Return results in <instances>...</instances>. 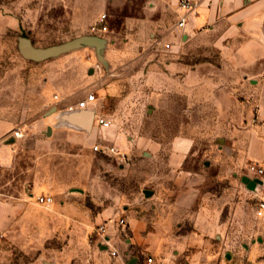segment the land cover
Returning <instances> with one entry per match:
<instances>
[{"label": "rangeland", "instance_id": "rangeland-1", "mask_svg": "<svg viewBox=\"0 0 264 264\" xmlns=\"http://www.w3.org/2000/svg\"><path fill=\"white\" fill-rule=\"evenodd\" d=\"M180 2L0 0V146L11 148L14 158L10 170L0 163V264H131L137 254L155 258L148 249L134 250L132 233L114 221L131 222V213L145 219L143 206L151 199L145 192L174 183L167 160L178 140L187 142L192 170L204 174L200 181L217 198L221 223L206 236L215 247H258L261 254L251 264H264V176L250 174L253 162L243 158L233 137L244 124L240 97L226 95L224 87L218 104L210 95L201 104L194 81H164L163 62L175 56L166 44L175 43ZM84 35L106 39L102 59L93 47L43 62L19 50L22 37L45 48ZM203 89L210 94L211 82ZM90 93L97 98L91 132L56 127L53 118L76 109ZM55 106L57 114H50ZM97 116L112 127L100 128ZM18 130L23 134L16 138ZM96 145L116 146L118 152L103 154ZM18 171L27 173L28 209L9 225L4 185ZM246 176L259 180L254 188L243 182ZM35 177L52 182V193L33 194ZM40 195L53 202L40 203ZM102 225L107 231L101 234ZM172 227L186 234L196 226Z\"/></svg>", "mask_w": 264, "mask_h": 264}, {"label": "crops", "instance_id": "crops-1", "mask_svg": "<svg viewBox=\"0 0 264 264\" xmlns=\"http://www.w3.org/2000/svg\"><path fill=\"white\" fill-rule=\"evenodd\" d=\"M163 1L170 4L178 0ZM195 2L196 9L189 15L186 26L179 28L176 23L172 27L175 56L163 62L164 81H194V95L200 99L201 104L203 97L208 95L212 102L215 98L218 104L219 91L225 90L224 87L227 88L226 95L239 96V107L245 115L240 118L244 122L242 128H235L233 132V137H237L235 147L241 148L245 160L262 164L264 0ZM208 81L211 82L210 94L203 89V84ZM77 139L81 140L83 136ZM186 143L183 140L176 141L168 155V166L175 179L174 183L151 190L152 194L147 196L151 199L143 206L146 209L145 219L131 213V222L128 220L124 227L132 233L134 250L143 254V249H148L155 256H152L154 264H251L261 254L258 247H215L213 239L209 238L211 236H206L212 235L211 226L221 223L218 202L200 181L204 180V174L192 170L191 156L185 151ZM10 152L11 148L0 146V163L4 169L10 170L14 165ZM25 172L18 171L4 185L8 192V201L3 207L4 219L9 225L20 219L28 209L25 201ZM53 186L52 182L35 177L31 184L32 193H52ZM111 208L113 210L110 214H115V209ZM105 211L100 213V217ZM149 225L156 227L151 229ZM184 225L196 227L186 234H178L172 227ZM144 226H147L146 232ZM221 240L224 242L226 238ZM134 259V264H149L147 257L139 254L132 261Z\"/></svg>", "mask_w": 264, "mask_h": 264}, {"label": "water", "instance_id": "water-1", "mask_svg": "<svg viewBox=\"0 0 264 264\" xmlns=\"http://www.w3.org/2000/svg\"><path fill=\"white\" fill-rule=\"evenodd\" d=\"M106 45V39L93 35L80 36L73 40L45 48L36 47L29 38L22 37L19 39V50L22 56L35 62H43L49 59L58 58L83 47L96 48L99 57L102 59ZM57 110L58 107L55 106L50 110L49 113L54 114L57 112ZM94 117V108L85 110L66 109L61 111L54 120L57 127H69L74 130L89 133L93 127ZM51 130L52 128H49V131ZM258 181L259 180H252L247 176L243 177V182L248 184L249 188H254ZM145 193L146 196H150L152 194V192L148 190ZM135 261L136 259H134L131 264H134Z\"/></svg>", "mask_w": 264, "mask_h": 264}, {"label": "built area", "instance_id": "built-area-1", "mask_svg": "<svg viewBox=\"0 0 264 264\" xmlns=\"http://www.w3.org/2000/svg\"><path fill=\"white\" fill-rule=\"evenodd\" d=\"M196 9V2L195 0H181L179 10L181 13L179 14V20L177 23V27L179 28H184L186 24L188 23L189 15L194 12ZM105 20V17L101 19V23H103ZM101 28V27H100ZM107 27L104 26L102 29L99 30H106ZM93 30H96V27H93ZM173 44L168 43L166 44L167 49H172ZM97 101L96 96L93 93L88 94L84 99L79 101L76 105V109H69V110H85L89 108H94L91 107L93 104ZM95 109V108H94ZM96 112V109H95ZM97 125L100 128H111L112 127V122L109 121L108 119L102 117V116H97L96 119ZM22 131L18 130L15 132V137L19 138L22 137ZM94 150L103 154H111V153H117V147L116 146H110V145H96L94 147ZM249 172L251 175H254V177L260 179L261 177L264 176V167L257 162H253L250 167H249ZM38 201L43 204H51L53 202V197L50 195H40L38 197ZM264 210V201L260 205V212L259 214L262 215ZM115 223L118 224V226L125 227L128 223V219L124 217H120ZM107 231V228L105 225L100 226L99 228V233H105ZM117 252H114L116 255ZM147 262L149 264L153 263V258L152 257H147Z\"/></svg>", "mask_w": 264, "mask_h": 264}]
</instances>
